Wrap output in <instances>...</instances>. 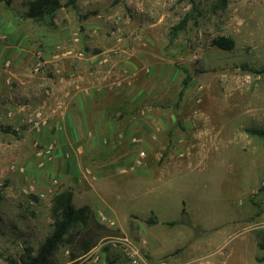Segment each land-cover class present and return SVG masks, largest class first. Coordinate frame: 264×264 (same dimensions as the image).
I'll list each match as a JSON object with an SVG mask.
<instances>
[{"label":"rangeland","instance_id":"374dc122","mask_svg":"<svg viewBox=\"0 0 264 264\" xmlns=\"http://www.w3.org/2000/svg\"><path fill=\"white\" fill-rule=\"evenodd\" d=\"M31 1L0 0V264L35 256L65 190L93 220L50 264H264V0Z\"/></svg>","mask_w":264,"mask_h":264},{"label":"trees","instance_id":"16d2710c","mask_svg":"<svg viewBox=\"0 0 264 264\" xmlns=\"http://www.w3.org/2000/svg\"><path fill=\"white\" fill-rule=\"evenodd\" d=\"M77 0H66L61 3L60 0H33L27 4L26 10L23 12V19L41 21L45 18H53L54 14L61 8H74ZM186 19L181 20L172 28L173 35L184 29ZM213 45L221 50H231L233 42L225 38H218L213 42ZM264 74V69L257 72ZM189 77H186L182 82V89L178 94V101L182 99L183 92L189 82ZM250 135H254L264 139V130L246 129ZM2 186H0V203L3 199ZM184 211L182 212V214ZM51 216L53 219L52 231L39 247L37 253L33 257H29L22 264H50V257L58 247L66 243H70L68 239L72 237L70 232L75 228L83 230L82 234L87 232L88 223L93 220L92 212L87 206L75 208L72 204V192L70 190L61 191L52 199ZM147 223H153V220H148ZM175 223H167L168 226H173ZM102 236H96L90 241H83L81 244L82 254L85 255L96 247ZM259 247L264 251V245L259 244ZM77 256L72 255V259ZM257 261H264L263 258ZM106 264H114L113 261L107 259Z\"/></svg>","mask_w":264,"mask_h":264},{"label":"crops","instance_id":"0c3cea01","mask_svg":"<svg viewBox=\"0 0 264 264\" xmlns=\"http://www.w3.org/2000/svg\"><path fill=\"white\" fill-rule=\"evenodd\" d=\"M109 124V123H108ZM99 128H100V125H99ZM98 129V128H97ZM114 128H113V125H107V124H105V125H101V131L98 133V135H97V139H98V141H100V139L101 140H104V138L105 137H107V135L108 134H113V132H112V130H113ZM111 132V133H110ZM100 136H104V137H102V138H100ZM94 138H96V137H94ZM89 142H92L91 140H89L88 141V143L87 144H89ZM91 144V143H90ZM118 170H120V172H133L134 170H130V168L129 169H121V168H118ZM75 173V172H74ZM68 174V173H67ZM142 174H146V173H142ZM69 175H72L71 174V172H69ZM94 175H96V174H94ZM113 175H114V172H113ZM65 177V176H64ZM67 177V176H66ZM66 177L64 178V179H66ZM97 177H98V175H97ZM93 179H94V177H93ZM67 180V179H66ZM92 186H94V183H92ZM94 188V187H93ZM90 191V190H89Z\"/></svg>","mask_w":264,"mask_h":264},{"label":"built area","instance_id":"2783aa9c","mask_svg":"<svg viewBox=\"0 0 264 264\" xmlns=\"http://www.w3.org/2000/svg\"><path fill=\"white\" fill-rule=\"evenodd\" d=\"M38 117L40 116V114L37 115ZM41 154V152H39V155ZM130 254L129 257L131 258V262L132 264H138L140 262V256L138 254V252H136L133 249H130Z\"/></svg>","mask_w":264,"mask_h":264}]
</instances>
